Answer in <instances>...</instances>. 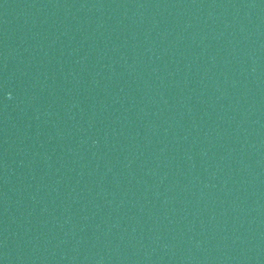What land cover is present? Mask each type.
Returning a JSON list of instances; mask_svg holds the SVG:
<instances>
[{
  "label": "water",
  "instance_id": "obj_1",
  "mask_svg": "<svg viewBox=\"0 0 264 264\" xmlns=\"http://www.w3.org/2000/svg\"><path fill=\"white\" fill-rule=\"evenodd\" d=\"M0 264H264V0H0Z\"/></svg>",
  "mask_w": 264,
  "mask_h": 264
}]
</instances>
